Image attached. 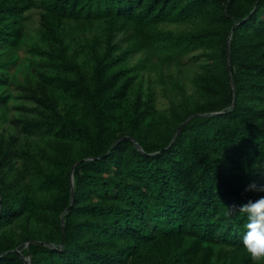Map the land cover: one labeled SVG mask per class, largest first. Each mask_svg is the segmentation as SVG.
<instances>
[{"label":"trees","instance_id":"1","mask_svg":"<svg viewBox=\"0 0 264 264\" xmlns=\"http://www.w3.org/2000/svg\"><path fill=\"white\" fill-rule=\"evenodd\" d=\"M33 10L48 70L25 88L38 116L18 124L42 145L0 143V264H25L16 250L32 264H264L229 215L264 182V0H0V56ZM67 23L104 29L70 53ZM148 49L194 55L195 94L174 82L180 99L159 110L136 83L146 60L130 66Z\"/></svg>","mask_w":264,"mask_h":264},{"label":"rangeland","instance_id":"2","mask_svg":"<svg viewBox=\"0 0 264 264\" xmlns=\"http://www.w3.org/2000/svg\"><path fill=\"white\" fill-rule=\"evenodd\" d=\"M41 12L33 10L26 14L25 33L18 49L0 56V61L5 65L0 72L7 76L6 85L0 87V96L5 98V104L0 110V143L4 145H15L16 149L27 147L29 144L42 145V141L36 137H29L22 131L18 121L32 119L38 115L27 111L35 109L37 105L31 98V92L27 91L29 83L31 86L38 82L41 73L48 69L43 68L44 57L38 54V50L48 51L42 39ZM67 43L70 45V53L75 52L76 45L85 40H92L103 32V24L85 25L83 23L65 24ZM165 30L181 31L174 25H166ZM194 55L185 57L181 64L168 63L164 56L156 50L148 49L133 57L130 66L136 65L141 60H146L147 68L137 76L136 83L144 92H154L157 98V108L161 111L170 109L172 104L180 98L174 91L173 83L179 82L185 89L187 95L195 94L196 88L193 85L195 74L200 72L199 64L192 62ZM15 167L22 168V160H16ZM32 229L36 223L28 222ZM26 221L17 220L7 230L14 232L18 237L22 234Z\"/></svg>","mask_w":264,"mask_h":264},{"label":"clouds","instance_id":"3","mask_svg":"<svg viewBox=\"0 0 264 264\" xmlns=\"http://www.w3.org/2000/svg\"><path fill=\"white\" fill-rule=\"evenodd\" d=\"M246 188L260 194L238 207L232 206L229 215L243 214L246 217L242 243L254 259H264V182L253 179Z\"/></svg>","mask_w":264,"mask_h":264},{"label":"water","instance_id":"4","mask_svg":"<svg viewBox=\"0 0 264 264\" xmlns=\"http://www.w3.org/2000/svg\"><path fill=\"white\" fill-rule=\"evenodd\" d=\"M232 33H233V32H232ZM232 33H231V35H232ZM229 41H231V38L229 39ZM232 86L234 87V84H233V83H232ZM191 119H192V118H190L189 120H187L186 123H188ZM186 123H184V124L180 127V129L178 130V132H177L176 135L179 134V132L182 130V128L186 125ZM76 166H77V165H76ZM76 166H75V167H76ZM75 167H74L73 170H72V179H73V176H74ZM73 189H74V180H72V202L74 201V191H73ZM68 211H69V209L66 211V213H67ZM66 213H64V215H65ZM64 215H63V217H64ZM64 245H65V241L63 242L62 247H64ZM16 253L19 254V256L21 257V259L24 261L25 264H32V260H31V257H30V256H28V257L23 256L22 253H21L19 250H16Z\"/></svg>","mask_w":264,"mask_h":264}]
</instances>
